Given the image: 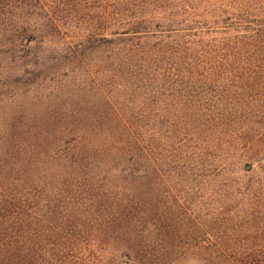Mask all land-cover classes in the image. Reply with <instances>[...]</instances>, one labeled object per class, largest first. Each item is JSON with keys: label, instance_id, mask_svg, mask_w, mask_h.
Here are the masks:
<instances>
[{"label": "trees", "instance_id": "obj_1", "mask_svg": "<svg viewBox=\"0 0 264 264\" xmlns=\"http://www.w3.org/2000/svg\"><path fill=\"white\" fill-rule=\"evenodd\" d=\"M0 61L64 89L0 82V264H264V0H0Z\"/></svg>", "mask_w": 264, "mask_h": 264}, {"label": "rangeland", "instance_id": "obj_2", "mask_svg": "<svg viewBox=\"0 0 264 264\" xmlns=\"http://www.w3.org/2000/svg\"><path fill=\"white\" fill-rule=\"evenodd\" d=\"M28 71H30V69H28ZM39 71L40 70L35 71L34 74H38ZM8 73L9 75H11V77L8 75ZM26 79H30V77L23 76L22 72L11 69V67H8L2 61H0V82L8 83L7 89L1 90L2 92H6L7 95V98L5 97L3 103L5 114L12 111V107L14 106V104H16V106H20L28 113H38V111L43 109L44 107H49L55 104L57 101L56 98L61 97L62 91H64V89L59 91L58 89L60 88H58V86L51 87L48 90H45L43 87L35 89H31V87L26 88V86L22 85V81ZM15 80H18L17 83L15 82ZM35 80L30 81L32 82ZM36 84L38 83L36 82ZM12 95L13 100L17 102L11 103L8 100V97ZM5 114H3L0 105V125L6 118ZM34 133L36 135L38 134L37 131Z\"/></svg>", "mask_w": 264, "mask_h": 264}]
</instances>
